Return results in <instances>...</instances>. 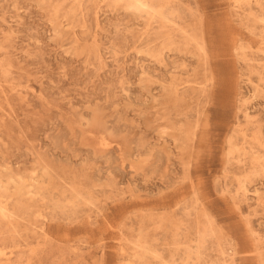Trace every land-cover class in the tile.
Masks as SVG:
<instances>
[{"label":"rangeland","instance_id":"rangeland-1","mask_svg":"<svg viewBox=\"0 0 264 264\" xmlns=\"http://www.w3.org/2000/svg\"><path fill=\"white\" fill-rule=\"evenodd\" d=\"M0 264H264V0H0Z\"/></svg>","mask_w":264,"mask_h":264},{"label":"bare ground","instance_id":"bare-ground-1","mask_svg":"<svg viewBox=\"0 0 264 264\" xmlns=\"http://www.w3.org/2000/svg\"><path fill=\"white\" fill-rule=\"evenodd\" d=\"M138 2H139V1H138ZM137 4H138V3H137ZM140 5H142V4H140ZM139 8H140V7H139ZM145 8H147V7L145 6ZM145 8H144V9H145ZM19 190H20V189H19ZM9 193H10V192H9ZM15 193H16V192H15ZM15 195H16V194H15ZM3 216L5 217V215H3ZM5 218H6V217H5Z\"/></svg>","mask_w":264,"mask_h":264}]
</instances>
